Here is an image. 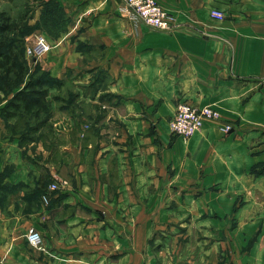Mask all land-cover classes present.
<instances>
[{"label":"crops","instance_id":"crops-1","mask_svg":"<svg viewBox=\"0 0 264 264\" xmlns=\"http://www.w3.org/2000/svg\"><path fill=\"white\" fill-rule=\"evenodd\" d=\"M48 1L60 7L64 19L54 36L44 35L53 47L40 65L54 81H63L60 88L74 84L93 112L94 172L89 174L86 156L92 141L83 135L84 123L76 124L79 140L73 143V114L50 98L51 129L62 137L60 147L68 156L51 171L69 183L52 191L47 210L39 213L46 218V227L36 224L43 249L27 244L29 251L24 233L32 221L20 218L16 203L36 189L41 177L32 161L24 160L22 146L10 135L0 112V264H155L148 249L152 223L144 198H150L152 177H166L168 164L175 177L232 180L230 199L242 192L245 181L254 182L259 195L255 206L249 209L243 203L235 220L237 227L260 226L264 234V172L254 179L238 177L248 160L264 162V0H156L174 16L176 27L170 32L134 23L120 0H21L14 5L34 6L26 22L35 26ZM211 9L222 11L224 18H212ZM71 68L81 72L78 78L66 77ZM96 72L106 79L91 93ZM49 92H59L58 82ZM11 95L0 91V111ZM180 101L212 105L220 117L205 120L187 139H171L165 124ZM225 124L231 126L227 133L220 129ZM249 143L256 154L248 159ZM112 162L119 197L130 191L134 198L123 210L117 205L113 211L115 196L110 197L106 180ZM140 197L142 205L137 204ZM75 205L90 208V216L72 211ZM116 210L124 217L121 222L113 221ZM208 210L217 215L230 212L221 205ZM104 212L111 214L110 221L95 218V213ZM248 212L253 216L245 221L242 217ZM34 219L40 221L38 216ZM206 222L214 225L216 220L207 217ZM218 243L229 259L227 241ZM215 245L206 250L211 260ZM233 259L235 264H264V241Z\"/></svg>","mask_w":264,"mask_h":264},{"label":"rangeland","instance_id":"rangeland-1","mask_svg":"<svg viewBox=\"0 0 264 264\" xmlns=\"http://www.w3.org/2000/svg\"><path fill=\"white\" fill-rule=\"evenodd\" d=\"M16 1L21 0H0V11H6L13 19H20V30L14 33L13 37L17 39L18 47L23 50V59L28 67V74L40 71V74L37 75L41 76L46 83V69L42 68L40 62L45 60L52 50L45 52L36 59L26 57L24 51L32 44L34 35L42 33L47 37L48 34L51 35L56 32L55 26L56 21L59 20V15L57 17H51V22H48L47 18H40L37 23L39 31H37L31 29L32 26L26 22L28 16L31 15V11L34 10V6H30L29 4L25 6H16L14 5ZM29 2L30 1H27L26 3ZM4 3H7L6 6H3ZM40 14L42 15V10ZM21 16L24 18H20ZM76 68L68 70L66 72V77L69 79L78 78L81 72ZM92 79L96 81L92 82L90 84L91 86H89L92 91H90L89 88H85L91 93L99 86V83L101 84L104 82L106 76L101 72H96L92 76ZM54 96L57 98L52 100L56 102L57 106L60 109L65 108V110L70 111L75 118L76 135L72 137L73 143L78 142V127L80 123H84L83 126L86 132L84 131L83 135L84 137L89 136L92 141L90 152L87 153L86 157L90 162V166L88 167L89 174L93 175L94 168L91 165V159H93L96 147L94 114L90 111L91 109L86 107L83 101L80 100L78 90L75 88L74 84L64 85L62 88H59V92L54 93ZM173 115L169 117L168 122ZM17 119L19 123H15L16 120H12L6 126L10 135L12 137L17 136L18 143L21 141L24 160L32 161L34 168L38 172V177L41 178L36 189L32 192L27 191L25 196H23L20 201H17L16 207L21 211V219L27 218V220L32 221H28L27 227L29 226L37 229L36 224L46 227V218L42 214H39L41 211L45 212L48 207V203L46 205L42 201V195L48 191V186L52 180L57 178L52 174V167H54V164L68 159L66 154L67 151L61 150L60 145L62 144V137L53 133L51 121L49 124L46 123L38 127L37 130H30L31 126L37 123L34 118H23L21 116ZM168 122L165 124L167 129ZM19 130H21L20 135H18ZM13 131H16V133L14 134ZM153 132L154 134L156 133L155 131ZM169 136L171 139L177 137L170 132ZM79 137L83 136L79 135ZM108 138L110 139L109 136ZM248 147H250V149L246 151V155L249 159L250 157L248 155L253 157L256 151L252 144L249 143ZM30 150H32V154L29 152ZM110 164L107 177H105L109 182L110 197L115 196L113 211L116 209L117 205V207H120V210H123L127 205L134 203V198H131L130 191L127 192V197H119L120 193L117 192L118 181L115 172L116 166L113 162ZM263 172L264 162L248 160L244 172L238 177H250L254 179L255 177H261L260 175H262ZM233 177L235 178V176ZM48 183L49 185L46 186ZM243 184L242 192L230 199V186H235V183L232 180L230 182L226 181L224 177H175V170L171 164H168L166 167L165 178L161 177L160 180H158V177H152L151 189L149 190L150 198L145 197L144 201L145 206L150 208L152 234L148 240V249L155 258V264H235L233 256L236 257L239 252L242 254L246 251L250 252L251 249L255 250L261 247L264 241V234L260 235V226H258V228H253L245 224H240V227H237V221L235 220L237 209L242 206L243 203H248V208L250 209L251 206H255V199H258L256 195L259 197L254 189V182L245 181ZM134 194H136V192H134ZM137 204L142 205L141 197L137 198ZM213 205L227 206L230 208V212L224 215L212 214L209 212L208 208L213 207ZM74 210H77L82 216H90V208L75 205L72 211ZM116 212L117 215L113 214V221L117 218V220L121 222L124 217L119 213V210H116ZM33 216L40 217V221L33 220ZM249 216L253 215H250L248 212V214H243L242 218L246 221ZM207 217L214 218L216 220L215 224L208 225L206 222ZM95 218L104 222L107 220L110 221L111 214L105 212L95 213ZM28 228H25L26 233ZM26 233H24V241L27 245ZM224 239L227 241V246L225 248L228 251L227 255L229 259L227 260L226 257L221 254V244H217V242ZM237 239L241 240V246L238 245L239 242ZM214 242L216 244V249H218L216 250L215 260H211L206 250H208L209 246ZM28 250L31 251L29 247Z\"/></svg>","mask_w":264,"mask_h":264},{"label":"trees","instance_id":"trees-1","mask_svg":"<svg viewBox=\"0 0 264 264\" xmlns=\"http://www.w3.org/2000/svg\"><path fill=\"white\" fill-rule=\"evenodd\" d=\"M58 15L59 20L56 21L55 26L56 32L51 34L53 36L63 25V13L53 1L44 4L41 19L47 18V21L51 22L52 19L50 18ZM19 20L13 19L4 10L0 11V91L7 95L12 93L0 112L6 125L12 120L19 123L17 118L21 116L34 118L37 123L31 126L30 130H37L38 127L46 123L49 124L50 98H57L49 92L50 87L54 82H58L60 88L63 81H54L47 71L46 83L41 76L37 75L40 74V71H38L39 73L35 71L28 74V67L23 59V50L18 47V41L13 37V34L20 30ZM36 26L38 27V24L32 26L31 29ZM18 132L20 135L21 130ZM13 133L15 134L16 131ZM19 143L22 144L21 141Z\"/></svg>","mask_w":264,"mask_h":264},{"label":"built area","instance_id":"built-area-1","mask_svg":"<svg viewBox=\"0 0 264 264\" xmlns=\"http://www.w3.org/2000/svg\"><path fill=\"white\" fill-rule=\"evenodd\" d=\"M125 15L134 23H142L152 29L170 32L175 27L174 16L166 11L156 0H120ZM210 16L222 20L224 14L218 9H211ZM52 43L43 34L34 36L33 42L25 49V56L36 59L52 49ZM220 112L212 105L201 107L180 101L176 104L175 113L168 122L172 135L187 139L199 131L205 120H218ZM221 131L228 132V124L220 127ZM68 186V180L63 177L55 178L48 186V193L42 195V201L47 205L52 191ZM28 244L35 249H42V236L34 227H29L26 233Z\"/></svg>","mask_w":264,"mask_h":264}]
</instances>
